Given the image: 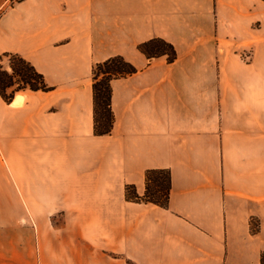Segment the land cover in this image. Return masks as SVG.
Returning <instances> with one entry per match:
<instances>
[{
	"label": "crops",
	"instance_id": "1",
	"mask_svg": "<svg viewBox=\"0 0 264 264\" xmlns=\"http://www.w3.org/2000/svg\"><path fill=\"white\" fill-rule=\"evenodd\" d=\"M155 37L174 61L138 50ZM6 52L50 89L0 96V197L29 218L28 259L0 264H264V1L0 0ZM114 55L136 71L96 135L92 67ZM148 169L166 208L126 199Z\"/></svg>",
	"mask_w": 264,
	"mask_h": 264
},
{
	"label": "trees",
	"instance_id": "2",
	"mask_svg": "<svg viewBox=\"0 0 264 264\" xmlns=\"http://www.w3.org/2000/svg\"><path fill=\"white\" fill-rule=\"evenodd\" d=\"M18 0H10V4ZM264 1V0H262ZM147 58L165 56L168 62L174 61L176 51L172 44L162 38H151L138 45ZM6 60L7 67L3 65ZM136 68L120 55H114L97 62L92 67L93 90V130L96 135L111 132L114 115L111 109L112 79L132 74ZM24 89L49 90L44 78L34 66L16 53H3L0 56V96L9 103L15 93ZM171 187L170 173L167 169H148L145 172V190L137 194L133 185L125 186L127 200L153 203L166 208ZM254 230L258 229V221L251 220Z\"/></svg>",
	"mask_w": 264,
	"mask_h": 264
},
{
	"label": "rangeland",
	"instance_id": "3",
	"mask_svg": "<svg viewBox=\"0 0 264 264\" xmlns=\"http://www.w3.org/2000/svg\"><path fill=\"white\" fill-rule=\"evenodd\" d=\"M3 65L7 67L6 60ZM24 198L0 197V252L4 253V257L12 255L15 243L20 258L28 259V202Z\"/></svg>",
	"mask_w": 264,
	"mask_h": 264
},
{
	"label": "built area",
	"instance_id": "4",
	"mask_svg": "<svg viewBox=\"0 0 264 264\" xmlns=\"http://www.w3.org/2000/svg\"><path fill=\"white\" fill-rule=\"evenodd\" d=\"M242 57L245 59V58H248L249 55L248 54H243Z\"/></svg>",
	"mask_w": 264,
	"mask_h": 264
}]
</instances>
